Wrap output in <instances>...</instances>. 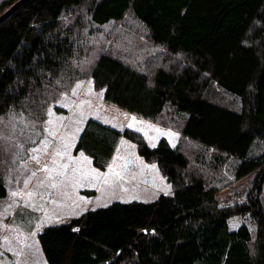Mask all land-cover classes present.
<instances>
[{
  "label": "trees",
  "instance_id": "trees-1",
  "mask_svg": "<svg viewBox=\"0 0 264 264\" xmlns=\"http://www.w3.org/2000/svg\"><path fill=\"white\" fill-rule=\"evenodd\" d=\"M14 1L1 0L0 12ZM128 13L141 23L146 40L129 33L116 53L90 37ZM146 43L164 50L150 71L139 58L138 46ZM77 55L78 64L91 58L88 75L105 101L148 119L185 114L180 133L211 149L213 168L239 158L233 176L253 172V186L245 199L220 203L218 184L225 182L190 168L186 153L164 136L149 145L140 131L87 118L73 153L81 150L104 167L124 136L144 160L156 163L172 189L145 202L114 200L43 226L36 236L45 262L264 264L258 195L264 182V0H26L0 21V114L21 102L30 109L28 103L35 104L48 86L53 91L57 82L71 80ZM208 83L235 94L239 108L210 102ZM255 138L263 151L248 158ZM3 183L0 173V197L6 194ZM233 214L255 224L252 241L246 222L229 228Z\"/></svg>",
  "mask_w": 264,
  "mask_h": 264
},
{
  "label": "rangeland",
  "instance_id": "rangeland-1",
  "mask_svg": "<svg viewBox=\"0 0 264 264\" xmlns=\"http://www.w3.org/2000/svg\"><path fill=\"white\" fill-rule=\"evenodd\" d=\"M129 33L138 41L146 40L143 26L128 13L121 20L101 26L90 37L101 41L100 46L107 51L118 53ZM127 46L123 47L126 51L130 50ZM138 47L139 58H145L144 70L150 71L161 62L162 46L146 43ZM150 51L153 52L148 54ZM148 55H153L152 60ZM90 61L86 57L83 64H78L77 55L70 62V68L78 71L75 77L64 84L57 82L53 91L48 86L35 104L28 103L30 109L23 108L24 102H21V107L11 104L0 114V173L6 188V194L0 197V264H47L36 236L45 225L66 222L111 200L145 202L157 194L171 192V184L156 163L144 160L136 153L135 143L124 136L118 139L113 156L104 167L93 165L91 157L81 150L73 153V145L87 118L118 129L140 131L149 145L164 136L170 145L186 153L190 168L208 177L214 173L225 182L218 184L220 203L232 204L245 199L246 191L253 186V172L234 178L232 166L239 158H226L213 168L211 149L180 133L187 118L185 114L174 117L167 113L148 119L105 101L101 89L93 88L88 75ZM208 84L205 94L211 98L210 102L231 110L239 108L235 94L214 83ZM262 151V142L255 138L246 157ZM258 195L264 211V182ZM242 222L248 224L252 241L255 224L248 216L233 214L228 218L232 229Z\"/></svg>",
  "mask_w": 264,
  "mask_h": 264
},
{
  "label": "water",
  "instance_id": "water-1",
  "mask_svg": "<svg viewBox=\"0 0 264 264\" xmlns=\"http://www.w3.org/2000/svg\"><path fill=\"white\" fill-rule=\"evenodd\" d=\"M24 1L26 0H15L11 5H9L5 9V11L3 10L2 12H0V21H2L5 17H7L11 13V11L18 8V6L22 4Z\"/></svg>",
  "mask_w": 264,
  "mask_h": 264
},
{
  "label": "snow or ice",
  "instance_id": "snow-or-ice-1",
  "mask_svg": "<svg viewBox=\"0 0 264 264\" xmlns=\"http://www.w3.org/2000/svg\"><path fill=\"white\" fill-rule=\"evenodd\" d=\"M34 159H37V162H39L38 158L34 157ZM12 195L15 196V195H17V193H13Z\"/></svg>",
  "mask_w": 264,
  "mask_h": 264
},
{
  "label": "crops",
  "instance_id": "crops-1",
  "mask_svg": "<svg viewBox=\"0 0 264 264\" xmlns=\"http://www.w3.org/2000/svg\"><path fill=\"white\" fill-rule=\"evenodd\" d=\"M115 200H117V199H115ZM118 200H120V199H118ZM151 200H152V199H151ZM111 201H113V200H111ZM111 201H110V202H111ZM120 201H121V200H120ZM123 201H124V200H123Z\"/></svg>",
  "mask_w": 264,
  "mask_h": 264
}]
</instances>
